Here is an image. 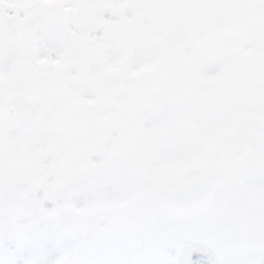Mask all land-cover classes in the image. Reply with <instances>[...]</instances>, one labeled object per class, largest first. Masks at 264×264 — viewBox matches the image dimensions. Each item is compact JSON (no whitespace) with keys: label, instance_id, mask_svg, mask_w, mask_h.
<instances>
[{"label":"snow or ice","instance_id":"1","mask_svg":"<svg viewBox=\"0 0 264 264\" xmlns=\"http://www.w3.org/2000/svg\"><path fill=\"white\" fill-rule=\"evenodd\" d=\"M0 264H264V0H0Z\"/></svg>","mask_w":264,"mask_h":264}]
</instances>
